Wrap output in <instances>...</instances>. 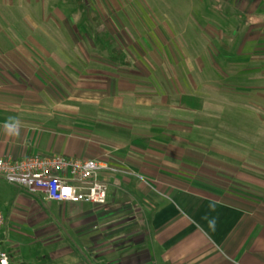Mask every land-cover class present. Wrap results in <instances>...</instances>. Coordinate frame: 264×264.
<instances>
[{
  "label": "crops",
  "instance_id": "0c3cea01",
  "mask_svg": "<svg viewBox=\"0 0 264 264\" xmlns=\"http://www.w3.org/2000/svg\"><path fill=\"white\" fill-rule=\"evenodd\" d=\"M162 1L142 11V0H0V157L99 160L108 185L107 202L93 205L47 200L0 176L10 264H264V177L244 144L222 160L191 141L190 116H206L209 102L185 88L212 86L206 71L222 66L227 79L264 80V0ZM145 15L162 46L142 44L135 23ZM96 16L136 39L111 45L114 32L101 38L90 24ZM180 36L198 41L177 50L170 39ZM132 53L183 56L164 61L161 80L162 63L127 61ZM175 65L188 71L176 82Z\"/></svg>",
  "mask_w": 264,
  "mask_h": 264
},
{
  "label": "rangeland",
  "instance_id": "374dc122",
  "mask_svg": "<svg viewBox=\"0 0 264 264\" xmlns=\"http://www.w3.org/2000/svg\"><path fill=\"white\" fill-rule=\"evenodd\" d=\"M143 6H136V9L144 10L146 9V6L149 8L151 7V0H142ZM167 0H163L160 2V8H167ZM136 3V2H135ZM146 5V6H145ZM133 7H131L132 9ZM127 9V8H126ZM145 13V12H144ZM93 26V29L95 30H105V32L101 33V38H103L104 33H107L106 31L114 32V35L110 38L111 45H115L117 47H126L128 42L134 38L132 35H135L134 29L132 31L127 29V31L130 32L128 34L129 37L127 38L126 35L122 36L123 38H120L118 36V26L119 24L117 22H111L110 28L105 26L103 27V23L99 21L98 17L96 16L95 21L90 23ZM132 23H127V26H129ZM134 24V23H133ZM139 26L137 27V25ZM166 23H164L165 25ZM138 33L140 35L143 34V39H140L142 41V44L144 47L148 48V45H152V41L154 42H160V45L162 46L164 43L158 39L154 33V31H151L152 28H154V24L151 22L150 15L144 16L142 18V22L135 23ZM109 29V30H108ZM122 32H124L123 29H121ZM139 30H142L143 32H139ZM125 30V32H127ZM145 31V32H144ZM132 33V34H131ZM105 37V36H104ZM133 37V38H132ZM172 41L173 46L176 47L178 50L179 43H187L190 40L192 42L198 41V39H191V38H185V37H178L177 39H170ZM166 40H164L165 42ZM149 50V49H148ZM192 50V49H191ZM190 50V51H191ZM127 61H132L131 59H138L139 61H142L143 63H147V65L155 66L156 64H163V67L161 70L154 71V77H159L161 80H165V75H170L171 72L166 71L167 64L164 61H169L170 63H174L172 58L175 61H181L182 54H176L175 56L173 54H144L143 57L139 54H127ZM176 57V58H175ZM134 59V60H135ZM165 63V64H164ZM172 65V64H171ZM144 70V69H143ZM188 71L179 70L177 69V66L175 65V71H174V78L173 81L176 80L177 77L182 76V73H186ZM207 75L212 78V82L210 87H206V89H200L197 91H194L192 87H185L187 92L193 93V95H198L197 93H200L203 96L208 97V114L206 116H203V118H199L198 116H190V126L192 127V134H191V141L196 143H203L208 144V146L214 150H217L218 152L223 153H214L213 151H210L211 154L209 157H218L222 160H229L228 156L232 154V151L230 148H234L235 144H244L243 147L248 146V149L245 148L244 151H241V153L249 152L253 154V157H250L249 162L254 164V168L257 172H255L256 176L264 177V80H253L251 83L248 80L241 79H230L225 78L224 73H228L229 71L224 68V66L220 67L219 69H210L207 70ZM168 73V74H167ZM194 75L199 76V71H192ZM193 75V76H194ZM147 76V73L144 71L143 78L145 79ZM196 77V76H195ZM157 79V78H156ZM146 83H149L146 79L143 80ZM176 82V81H175ZM239 83L243 85H239ZM131 88V87H129ZM141 87L136 88V93L143 92L147 93L151 88H142ZM159 93L164 92V90L167 91V85H164L163 87H157ZM177 88V89H176ZM175 89L180 92L182 89L180 87H175ZM139 90V91H138ZM129 93V92H128ZM179 94V93H178ZM180 96V95H179ZM177 97V96H176ZM174 98L177 101V98ZM142 104V103H141ZM148 103H143V106H139V104H134L133 102H127L126 110H142L143 112H146V110L150 109ZM176 104V103H175ZM147 105V106H146ZM176 106V105H175ZM166 108V107H165ZM176 111V114L179 115L177 107L173 108ZM128 110V111H129ZM182 119V117H179ZM178 119V118H177ZM187 119V118H184ZM182 124L178 120L177 124ZM206 127L205 133L202 135L199 133V127ZM201 131H203L201 129ZM225 149V150H224ZM247 150V151H246ZM206 151L200 150V153H204ZM199 151H191V154L198 157ZM208 153V152H206ZM234 153V152H233ZM213 154V155H212ZM226 154V155H224ZM234 155V154H232ZM259 172V173H258ZM259 188V187H258ZM257 189V188H256ZM261 189V188H259ZM1 190V189H0ZM4 191V190H3ZM6 195H2V191L0 192V199H5ZM2 205H0L1 207Z\"/></svg>",
  "mask_w": 264,
  "mask_h": 264
},
{
  "label": "built area",
  "instance_id": "2783aa9c",
  "mask_svg": "<svg viewBox=\"0 0 264 264\" xmlns=\"http://www.w3.org/2000/svg\"><path fill=\"white\" fill-rule=\"evenodd\" d=\"M99 160L63 155H30L23 158L0 157V176L10 184L58 202H107L108 185L99 178ZM6 216L0 209V227ZM0 264H10L6 250L0 247Z\"/></svg>",
  "mask_w": 264,
  "mask_h": 264
},
{
  "label": "clouds",
  "instance_id": "9594fccd",
  "mask_svg": "<svg viewBox=\"0 0 264 264\" xmlns=\"http://www.w3.org/2000/svg\"><path fill=\"white\" fill-rule=\"evenodd\" d=\"M18 123V122H17Z\"/></svg>",
  "mask_w": 264,
  "mask_h": 264
}]
</instances>
